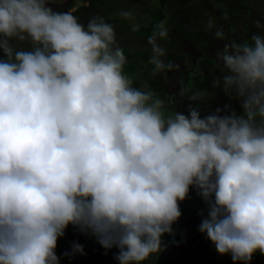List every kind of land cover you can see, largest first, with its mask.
Here are the masks:
<instances>
[{"label": "clouds", "instance_id": "obj_1", "mask_svg": "<svg viewBox=\"0 0 264 264\" xmlns=\"http://www.w3.org/2000/svg\"><path fill=\"white\" fill-rule=\"evenodd\" d=\"M49 4L0 0V264H59L69 225L105 254L118 249V264H142L164 251L190 188L207 206L198 231L219 255H264V35L237 42L215 30L223 75L211 87L239 100L241 114L225 105L202 117L189 103L165 115L163 100L123 74L112 24L85 27ZM167 37L161 21L147 38L153 74L174 67L159 43ZM188 92L179 95L208 94Z\"/></svg>", "mask_w": 264, "mask_h": 264}, {"label": "rangeland", "instance_id": "obj_2", "mask_svg": "<svg viewBox=\"0 0 264 264\" xmlns=\"http://www.w3.org/2000/svg\"><path fill=\"white\" fill-rule=\"evenodd\" d=\"M103 1L99 2L100 6L110 2ZM81 3L84 5L76 0L73 5L78 7ZM65 8L61 11L65 12ZM120 8V11L114 9V15L111 9L104 10L108 18L103 20L114 26L117 42L127 57L123 74L132 80L133 87L154 92L164 101L165 115L176 111L187 114L189 103L200 108L202 117L225 105L241 114L239 100L226 96L220 88L211 87L212 80L223 75L216 52L222 50L224 41L216 40L214 34L217 28H222L226 39L237 42L253 33L264 35V28L256 26L257 21L264 25V0H142L139 6ZM123 11L131 12V17H122ZM210 20L214 22L211 29L208 28ZM161 21L168 28L167 39L159 41L166 49L163 59L174 65L166 75L153 74L154 65L149 63L151 47L147 44V38ZM10 43L17 50H31L28 41L13 39ZM3 58L0 52V59ZM181 89H189V95L206 89L208 94L202 101H189L187 96L179 95ZM202 202L197 191L190 188L188 197L179 204L182 214L172 225V234L162 237L164 251L142 264H233L230 255H219L205 234L198 231L207 215V206L200 205ZM65 232L69 236L58 238L55 249L59 264H118L114 258L118 252L115 247L105 254L95 237L77 231L72 225ZM74 242L83 246L84 254L72 253ZM250 264H264V255Z\"/></svg>", "mask_w": 264, "mask_h": 264}, {"label": "flooded vegetation", "instance_id": "obj_3", "mask_svg": "<svg viewBox=\"0 0 264 264\" xmlns=\"http://www.w3.org/2000/svg\"><path fill=\"white\" fill-rule=\"evenodd\" d=\"M75 1L76 0H49L50 4L60 5L59 7H53V5H49V6L52 7L53 10H55V11H61V8H64L67 6V8H65L64 11L72 13L75 17H77L78 22L83 24L86 27L89 20H91L93 18H97V17L108 18L106 14L104 15V13H103V12H105L104 10L111 9V11L114 15V13H115L114 9L119 10L120 6H122V7H124V6H126V7L127 6L128 7L139 6L140 2L142 0H110V2L106 3L104 6H100V4H99V2L103 1V0H80L84 3V5H82V3H81L82 6L78 4L79 5L78 7H74L73 3ZM103 2L105 3V1H103ZM88 4L90 6H88ZM109 7H112V8H109ZM121 9H123V8H120V10ZM69 234L70 233L65 232V234L63 236L66 237V236H69Z\"/></svg>", "mask_w": 264, "mask_h": 264}, {"label": "trees", "instance_id": "obj_4", "mask_svg": "<svg viewBox=\"0 0 264 264\" xmlns=\"http://www.w3.org/2000/svg\"><path fill=\"white\" fill-rule=\"evenodd\" d=\"M203 203H204V202L200 203V205H202ZM198 205H199V204H198ZM262 256H263V255H261V254L259 253V251H257L256 253L253 254V257H252L251 260H252V261H254V260H255V261H256V260H260V258L262 259Z\"/></svg>", "mask_w": 264, "mask_h": 264}, {"label": "water", "instance_id": "obj_5", "mask_svg": "<svg viewBox=\"0 0 264 264\" xmlns=\"http://www.w3.org/2000/svg\"><path fill=\"white\" fill-rule=\"evenodd\" d=\"M49 5H53V4H49ZM63 5V4H62ZM60 5H53V7H59Z\"/></svg>", "mask_w": 264, "mask_h": 264}]
</instances>
